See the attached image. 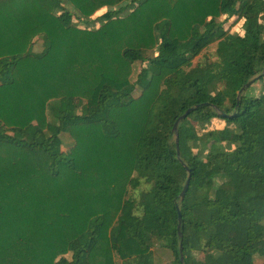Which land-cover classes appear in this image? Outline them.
Wrapping results in <instances>:
<instances>
[{"label":"trees","instance_id":"obj_1","mask_svg":"<svg viewBox=\"0 0 264 264\" xmlns=\"http://www.w3.org/2000/svg\"><path fill=\"white\" fill-rule=\"evenodd\" d=\"M263 72L264 0H0V264H264Z\"/></svg>","mask_w":264,"mask_h":264},{"label":"rangeland","instance_id":"obj_2","mask_svg":"<svg viewBox=\"0 0 264 264\" xmlns=\"http://www.w3.org/2000/svg\"><path fill=\"white\" fill-rule=\"evenodd\" d=\"M130 4H131L130 2H126L123 5H121V6L117 7V8H115L114 10H112V12H116V14L120 15V16H125L126 14H128L130 12ZM100 25H102V22H90L85 27H87V28H96V27H99ZM216 48H217V44L211 45L206 51L203 52V54L201 56L197 57L192 62V64L194 66L205 65L206 63L215 61ZM176 50H177V42L175 41L173 46H172V48H171L170 54H169L170 58H174L176 56ZM42 51H43V46L40 43V44H38L37 46H35L33 48L32 52L34 54H36V55L37 54L41 55ZM85 106H86V104L84 102H79L78 103V109L79 110H83ZM4 130H6V126L0 122V132H4ZM6 133H7V135L12 136V137L22 138L28 143H34V141L36 140V138L38 136L39 131H38L37 128H29L26 131H23V130H20V129H10V128H8V131ZM46 133H47V135L50 134L49 130L46 131ZM68 148H69V146H67V145L63 146V149H64L65 152L68 150ZM241 180L244 181V177H242ZM144 190H145L144 188H141L139 191H136V192L130 191L129 195L135 197L136 199H138L140 194H141V192H143ZM124 212H126V213H128V212H136L137 213L135 207H133V206H127L124 209ZM257 230L261 231L262 229L258 228ZM170 233H172V231H170ZM153 236H155L154 233H149V235H146V239L149 240L148 238H151ZM157 245L162 246V250L160 249V252L164 255V252H167V249L165 248L166 242H165L164 237H162L159 240V243ZM152 258H153V256H152ZM172 258H173V254H172ZM173 261H174V258H173ZM159 262H160V260L155 257L154 260H153V263L156 264V263H159Z\"/></svg>","mask_w":264,"mask_h":264},{"label":"water","instance_id":"obj_3","mask_svg":"<svg viewBox=\"0 0 264 264\" xmlns=\"http://www.w3.org/2000/svg\"><path fill=\"white\" fill-rule=\"evenodd\" d=\"M264 74V72L262 73ZM261 77V75L255 77L254 79H252L250 82H248L241 90L240 92L238 93V100L241 98V96L245 93V91L256 81L258 80L259 78ZM213 107L211 104L209 103H205V104H202V105H199V106H196L194 108H191L189 110H187L175 123L174 127H173V133L175 135V139H176V145H177V155H178V158L181 160V157H180V152H179V133H178V128L180 126V124L191 114L193 113L194 111H197L199 110L200 108L202 107ZM215 108V107H213ZM216 112L219 114V116L221 117H234V115L232 116H227L225 114H223L220 110L218 109H215ZM182 165L187 169V172H188V180L184 186V189L180 195V199L181 201H183L185 199V196L189 190V187H190V182H191V171L188 169V167L183 163L181 162ZM178 236H179V239H180V244H179V254H180V263L181 264H185V256H184V246H183V233H182V216L179 214V225H178Z\"/></svg>","mask_w":264,"mask_h":264},{"label":"crops","instance_id":"obj_4","mask_svg":"<svg viewBox=\"0 0 264 264\" xmlns=\"http://www.w3.org/2000/svg\"><path fill=\"white\" fill-rule=\"evenodd\" d=\"M170 231L171 230L165 226H155L152 229V231L149 232V233H154L155 235L151 237L152 239L151 238H148L149 240L146 239V241L151 246V259H150V262L148 261L147 263L145 262L143 264H154L153 260L155 257L160 260V262L156 264H173L172 250H171L172 244H173V237ZM149 233L147 235H149ZM162 237H164L165 239V242H166L165 248L167 249V252H164V255L160 252V249L162 250V246L157 245L159 243V240ZM145 238H146V235H145ZM234 241H237L239 245L244 243L243 239L241 238L235 239Z\"/></svg>","mask_w":264,"mask_h":264}]
</instances>
